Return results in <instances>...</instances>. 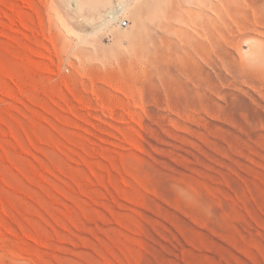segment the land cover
<instances>
[{
    "label": "rangeland",
    "instance_id": "374dc122",
    "mask_svg": "<svg viewBox=\"0 0 264 264\" xmlns=\"http://www.w3.org/2000/svg\"><path fill=\"white\" fill-rule=\"evenodd\" d=\"M128 3L0 0V264H264V0Z\"/></svg>",
    "mask_w": 264,
    "mask_h": 264
},
{
    "label": "bare ground",
    "instance_id": "6f19581e",
    "mask_svg": "<svg viewBox=\"0 0 264 264\" xmlns=\"http://www.w3.org/2000/svg\"><path fill=\"white\" fill-rule=\"evenodd\" d=\"M129 1L131 0H54V3L57 11L63 15V20L70 25L74 27L100 28L110 23L108 20L109 16H111V19H116L118 14L126 11ZM162 15L161 19L163 20L158 19L160 20L158 24L161 22L160 25H164V22L171 16L170 13ZM35 68L45 71L44 68L38 66H35ZM3 74L11 79L7 73L3 72Z\"/></svg>",
    "mask_w": 264,
    "mask_h": 264
},
{
    "label": "built area",
    "instance_id": "2783aa9c",
    "mask_svg": "<svg viewBox=\"0 0 264 264\" xmlns=\"http://www.w3.org/2000/svg\"><path fill=\"white\" fill-rule=\"evenodd\" d=\"M108 20L110 23L118 22L120 24V26H123V27H125L127 25L126 21H119L118 20V15L116 16V19H111V16H109Z\"/></svg>",
    "mask_w": 264,
    "mask_h": 264
}]
</instances>
